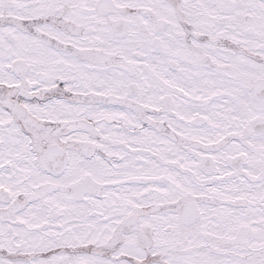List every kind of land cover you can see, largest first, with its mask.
<instances>
[{
	"label": "snow or ice",
	"instance_id": "obj_1",
	"mask_svg": "<svg viewBox=\"0 0 264 264\" xmlns=\"http://www.w3.org/2000/svg\"><path fill=\"white\" fill-rule=\"evenodd\" d=\"M0 264H264V0H0Z\"/></svg>",
	"mask_w": 264,
	"mask_h": 264
}]
</instances>
